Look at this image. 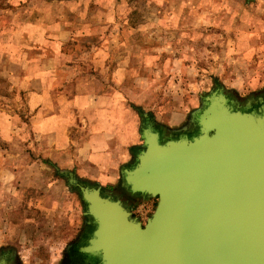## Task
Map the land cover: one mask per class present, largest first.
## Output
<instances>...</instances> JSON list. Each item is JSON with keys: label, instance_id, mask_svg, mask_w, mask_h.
Masks as SVG:
<instances>
[{"label": "crops", "instance_id": "1", "mask_svg": "<svg viewBox=\"0 0 264 264\" xmlns=\"http://www.w3.org/2000/svg\"><path fill=\"white\" fill-rule=\"evenodd\" d=\"M137 1L0 0V243L16 253L61 230L54 215L61 179L52 183L53 173L70 171L107 189L132 163L139 109L150 108L127 95L151 76L139 69H151L145 64L157 30L151 18H137L152 9L153 19L174 14L172 0L149 10ZM39 186L47 189L42 197L28 194ZM28 197L49 201L44 210L52 216L28 218L20 211Z\"/></svg>", "mask_w": 264, "mask_h": 264}, {"label": "water", "instance_id": "2", "mask_svg": "<svg viewBox=\"0 0 264 264\" xmlns=\"http://www.w3.org/2000/svg\"><path fill=\"white\" fill-rule=\"evenodd\" d=\"M252 104L217 86L175 137L143 114L121 175L126 193L156 200L145 222L116 194L59 171L91 225L76 248L82 264H264V101Z\"/></svg>", "mask_w": 264, "mask_h": 264}, {"label": "rangeland", "instance_id": "3", "mask_svg": "<svg viewBox=\"0 0 264 264\" xmlns=\"http://www.w3.org/2000/svg\"><path fill=\"white\" fill-rule=\"evenodd\" d=\"M159 5L164 7V1L153 0L149 5L143 0L137 1V6L145 7L144 10L159 8ZM167 7L174 14H158L153 19L152 9L151 13L137 18L147 24L155 21L153 25L157 27L156 38L151 35L149 42L155 52L151 51V62L145 64L151 69H139L151 76L141 77L136 82L140 92L127 95L150 108L139 109L140 129L146 118L143 114H146L154 127H162L169 133L181 132L191 114L201 107L202 97L217 86L237 104L264 93V0H184L183 4L181 0H172ZM145 32L149 35L148 29ZM4 68L0 63V78ZM2 82L0 80V89L4 86ZM138 143L140 146L142 141ZM133 161L134 154L130 158V162ZM51 179L52 183L61 179V200L57 201L60 208H55L57 212H54L56 218H61L58 225L61 230L58 233H54L53 228L45 231V240L35 238L32 247L27 244L20 253L15 252L13 244L0 243V255L3 252L11 255L12 264H61L65 249L75 243L84 230L85 205L78 190L69 187L62 175L53 173ZM85 185L96 184L87 182ZM121 187L120 172L118 182L103 190L122 200ZM46 190L39 186L29 189L28 194L42 197ZM31 198L20 205V211H27L28 218L37 222L39 217L52 216L44 210L49 201ZM138 204L134 199L130 204L132 211Z\"/></svg>", "mask_w": 264, "mask_h": 264}, {"label": "flooded vegetation", "instance_id": "4", "mask_svg": "<svg viewBox=\"0 0 264 264\" xmlns=\"http://www.w3.org/2000/svg\"><path fill=\"white\" fill-rule=\"evenodd\" d=\"M228 97H230V96L228 95ZM259 99H261V101H259ZM254 100H255V104H258L260 102H263L264 101V93H262L261 95H259L258 97H256ZM255 104H252V106H254ZM250 108H252V107H250ZM181 133L182 132H172V133H169L167 131L162 132V134H164L166 136L172 135V137L179 136V134H181ZM75 189L78 190V188H75ZM122 189L124 191V194H123L124 201L126 203H128V204L129 203L132 204L133 201H134V199H136V198H134L132 195L126 193V191L124 190V188H122ZM117 197L120 198L119 196H117ZM90 229H91V225L89 223L88 218L86 217V223H85L84 230L79 235L78 240L75 243H73L72 245H70L68 248L65 249L64 256H63V260H62V263L61 264H82V258L80 257L81 253H80V251H76V248L81 244L82 240L87 237V234L90 231ZM3 255H5L4 252L1 253L0 256H3ZM10 260L12 261L11 258H10Z\"/></svg>", "mask_w": 264, "mask_h": 264}, {"label": "built area", "instance_id": "5", "mask_svg": "<svg viewBox=\"0 0 264 264\" xmlns=\"http://www.w3.org/2000/svg\"><path fill=\"white\" fill-rule=\"evenodd\" d=\"M156 200L147 199L139 201V204L135 208V211H132L133 215L138 218L139 221L145 222L147 217L152 213Z\"/></svg>", "mask_w": 264, "mask_h": 264}, {"label": "trees", "instance_id": "6", "mask_svg": "<svg viewBox=\"0 0 264 264\" xmlns=\"http://www.w3.org/2000/svg\"><path fill=\"white\" fill-rule=\"evenodd\" d=\"M80 182H82L83 184H87L88 181H85V180H80ZM77 191V189H76ZM78 193V192H77Z\"/></svg>", "mask_w": 264, "mask_h": 264}]
</instances>
